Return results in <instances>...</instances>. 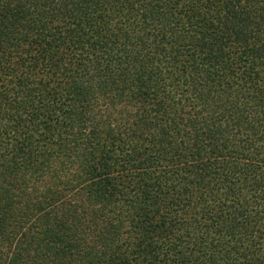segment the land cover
<instances>
[{
	"label": "trees",
	"instance_id": "16d2710c",
	"mask_svg": "<svg viewBox=\"0 0 264 264\" xmlns=\"http://www.w3.org/2000/svg\"><path fill=\"white\" fill-rule=\"evenodd\" d=\"M0 264H264V0H0Z\"/></svg>",
	"mask_w": 264,
	"mask_h": 264
}]
</instances>
